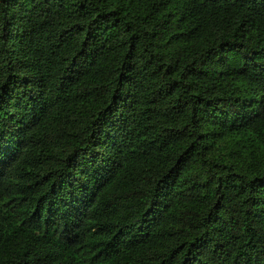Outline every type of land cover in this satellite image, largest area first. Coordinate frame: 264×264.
<instances>
[{
  "label": "trees",
  "instance_id": "1",
  "mask_svg": "<svg viewBox=\"0 0 264 264\" xmlns=\"http://www.w3.org/2000/svg\"><path fill=\"white\" fill-rule=\"evenodd\" d=\"M0 264H264V0H0Z\"/></svg>",
  "mask_w": 264,
  "mask_h": 264
}]
</instances>
